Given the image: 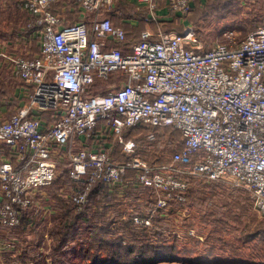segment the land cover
Instances as JSON below:
<instances>
[{"label":"built area","instance_id":"2783aa9c","mask_svg":"<svg viewBox=\"0 0 264 264\" xmlns=\"http://www.w3.org/2000/svg\"><path fill=\"white\" fill-rule=\"evenodd\" d=\"M71 5L82 17L66 24L57 6ZM114 5L16 1L39 52L2 55L26 98L0 121L6 149H0V226L17 228L60 166L80 185L67 197L77 211L89 205L96 184L108 193L151 191L157 209L180 203L190 175L247 190L264 219V27L242 39L227 30L225 42L205 47L190 27L165 33L158 25L162 9L186 17L193 0H136L135 9L146 10L144 21L157 27L129 43L108 15ZM141 125L172 128L183 143L169 161L151 165L123 134ZM115 146L122 159L114 157ZM134 222L149 226L151 216Z\"/></svg>","mask_w":264,"mask_h":264},{"label":"rangeland","instance_id":"374dc122","mask_svg":"<svg viewBox=\"0 0 264 264\" xmlns=\"http://www.w3.org/2000/svg\"><path fill=\"white\" fill-rule=\"evenodd\" d=\"M257 1L258 0L225 1V7L219 12H211V15L204 16L199 21L192 20V22L189 20L193 17L194 13L186 16L187 18L183 16L186 19L178 23L174 21L170 24H165L164 30L165 33L183 32L184 28L190 27L196 41L205 47L219 42H225L226 38L223 34L227 30L236 31L238 35L236 37L242 39L250 33L248 26L249 12L252 11V7ZM261 1L264 2V0ZM126 2L131 6L136 4L135 0H126ZM77 12L78 9L74 8V13L68 14L67 19L75 22L78 19ZM3 14L5 13H0V32L5 30L10 31L12 25L9 24L10 21L7 17L11 15H6V17L2 19L4 16ZM103 15L106 16V13ZM116 15L115 13L112 17L113 22L116 20ZM109 16H111V14H109ZM169 17L171 16H168L167 12L165 16H161L159 12V21L165 22ZM27 18L29 19V17ZM86 18H89L88 14H85V19ZM123 20H126L125 17H123ZM126 21H131V19ZM167 29H169V31H167ZM25 98L26 97L23 96L22 99L24 100ZM7 116H9V114L0 120H5ZM169 133L170 134L158 131L155 136H159V139L156 138V142H150L151 148L148 150L149 156H145L151 160V162L154 161L153 157L155 156L157 158L160 156L164 157L166 161H169L168 159L174 150V147H169V143H171V139L175 142L177 140L176 133ZM117 151L118 149H115L114 153L116 154L114 157L122 159ZM57 174L58 178L63 176L60 169H58ZM186 178L191 187L190 189L188 188L189 191L187 189L184 192V201L180 202L183 204H179L177 201L173 200L167 202L165 206L158 209L157 207H152L150 211V215L154 217L152 225L158 229H163L160 235L161 239L153 233H150L151 237L154 240L159 239V241L155 242L157 245L163 243V245L172 247L171 251L167 249L168 252L177 255L180 260L167 259L165 261L155 262L154 264H193V261L196 260L197 257L210 258L205 261V264L217 263L209 261L213 259H217L219 263L224 264H264V235L258 234V232L264 228V219L254 209L253 200L249 192L230 182H215V184H212L203 179L199 180V182L193 181V178H199L190 175H187ZM195 182H197V184ZM191 188L193 192H191ZM51 189L49 190V188H47L42 190L37 196V201L23 211L26 212L31 219L33 218L32 224L27 225L26 220L23 222L24 225L26 224L27 230H29L28 235L23 234L21 232L22 230L20 231L21 226H18L14 230H8L0 226L1 243L9 239L8 237L17 236L22 238V240H20V245L19 241L10 239L11 241L9 243L11 244L12 242L11 248L14 249H12L13 251H9L11 249L9 247H1L0 264H11L10 260L3 255H8L10 253L12 259H14V255L21 251L20 247L25 246L26 242H23V239H26L24 241H27V244L33 246V244L35 245L37 243L41 235H43L44 238L39 243V252L44 255L43 257L46 259V263H49L51 239L48 230L55 223L54 215L56 213V204L59 201H64L66 203L67 197L74 192L72 186L71 189H67L62 193L58 191L55 192L54 189ZM126 193L127 192H122V194L117 193V196L118 198L121 196L124 197ZM146 194L149 195L150 203H154L153 193L147 190L146 193H142V196ZM160 196L162 195L160 194ZM133 205L134 202L131 204L129 199H123L117 206L121 211H124V214H128L130 211L134 213L135 207L137 208V206ZM211 212L214 213V215L209 214ZM134 223L138 225L136 222ZM248 235L251 238L246 240L245 238L248 237Z\"/></svg>","mask_w":264,"mask_h":264},{"label":"trees","instance_id":"16d2710c","mask_svg":"<svg viewBox=\"0 0 264 264\" xmlns=\"http://www.w3.org/2000/svg\"><path fill=\"white\" fill-rule=\"evenodd\" d=\"M225 1L230 2L232 0H193V10L190 15L193 13L194 15L189 21H199L204 16L211 15V12H219L225 7ZM14 4H16V2ZM252 8V11L249 12V23L247 22L250 32L264 27V2L258 0ZM164 11H161V16H165L166 13H163ZM113 13H119V15H116V20H114L113 23L124 27L129 43H137L142 30L146 28L155 30L157 27L154 22L146 23L144 21V17L146 16L145 9L136 10L135 6L129 5L125 0H115V5L110 11V14ZM167 14L171 17L165 22L160 21L158 23L163 30L165 24H170L174 21L178 23L187 18H183L181 15H176L172 12H167ZM123 17H125L126 20H134V23L131 24L127 22L124 24ZM27 31L29 30L24 29L22 35H27ZM167 31H169V29H167ZM12 34L13 32H9L8 37ZM158 131L162 133L167 132L168 134H170L169 132H174L177 134L176 142L171 139V143H169L170 148L174 147V150L172 149L173 153L181 147L183 143L182 137L178 131L172 128H153L141 125L130 128L123 134L126 138L135 141L137 145V155L147 163L153 165L162 163L165 160L164 157L160 156L157 158L155 156L153 157L154 161L151 162V160L145 156H149L148 150L151 148L150 142H156V138L159 139V136H155ZM152 136L153 138L149 139ZM115 149H118L117 152L119 153L120 149L117 146H115ZM4 153H6V149ZM58 169L63 173V176H61L62 178H58V174H56L55 180L51 185L52 187L50 186L49 190L52 188L55 192L58 191L62 193L67 189H71L72 186L74 192L78 191L80 185L74 183L68 177L65 167L60 166ZM199 180L201 179L193 178V181L199 182ZM195 183L197 184V182ZM190 187L189 185V189ZM122 192L127 193L124 194V197L121 196L118 198L117 193H108L102 184H96L90 191L89 205L82 208L80 211L76 210L75 206L68 198L66 203L64 201H59L55 209V223L48 230L51 239L49 263H46L47 261L43 257L44 255L39 252V243L44 238L43 235L39 237L37 243L35 245L33 244V246L27 244V241H24L26 239H23V242H26L25 246L20 247L21 251L14 255V259H12L10 253L8 255L4 254L3 256H6L11 264H154L155 262L165 261L167 259L180 260L177 255L168 252V250L171 251L172 247L163 245V243L157 245L155 242L159 241V239L154 240L151 237L150 233H153L161 239L160 235L163 229H158L152 225L154 217L150 215V211L152 207H155V203H150L148 194L142 196V193H146V191L128 187ZM191 192H193L192 188ZM123 199H129L131 204L134 202L133 206H137V208L135 207L134 209V213L130 211V213L124 214V211L118 208L117 205ZM212 212L209 214L214 215ZM26 215L27 213L22 215L19 227L21 226L20 231L22 230L21 232L23 234L28 235L29 230H27L25 225L32 224L33 218L31 219V217ZM136 216H151V224L149 226L143 224L136 225L133 220ZM25 220L27 223L24 225L23 222ZM5 229L14 230L16 228L10 229L5 227ZM259 233L264 235V228L261 229L258 234ZM8 238V242L17 240L19 241V245L20 240H22V238L17 236ZM250 238L251 237L248 235L245 239L248 240ZM10 245L12 247V242ZM12 249L13 248L9 251L14 250ZM205 258L197 257L196 260L193 261V264H205V261L210 259H207V257ZM213 260L209 261L217 262L214 264H224L219 263L217 259Z\"/></svg>","mask_w":264,"mask_h":264},{"label":"crops","instance_id":"0c3cea01","mask_svg":"<svg viewBox=\"0 0 264 264\" xmlns=\"http://www.w3.org/2000/svg\"><path fill=\"white\" fill-rule=\"evenodd\" d=\"M15 2L16 0H0V13H5L3 14L4 16L2 17V19L5 18L6 15H11L8 16L7 19L10 21L9 24L12 25V29L10 31L5 30L0 32V119L5 118L7 114L10 115L21 104H23L25 100L22 99L24 96L23 85L20 81L12 76L9 65L2 55L19 54L23 57H33L39 52L37 39L32 36L31 30H29L30 32L27 31V35H22V31L26 29V24L28 23V15L24 11L17 9L14 4ZM66 2L69 3L70 0H66ZM72 8L75 7L71 5L68 8L60 9V7L57 6V10L65 17L66 24L73 23L72 20L67 19L68 14L74 13V11H72ZM163 13L166 12L164 11ZM77 15L78 19H81L82 16L79 11L77 12ZM114 15V13L111 14V19ZM12 16L15 18H13ZM123 22L124 24H126L127 22L131 24L134 23L132 21L126 20H123ZM9 32H13L10 37H8ZM1 148L2 145H0V149ZM2 150L4 151L3 148ZM3 159H5V156H3V153H1L0 151V161H2Z\"/></svg>","mask_w":264,"mask_h":264}]
</instances>
